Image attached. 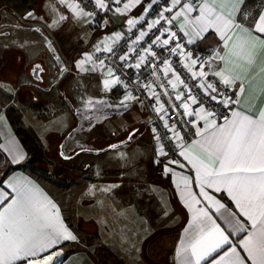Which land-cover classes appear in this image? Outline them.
<instances>
[{
	"label": "crops",
	"instance_id": "0c3cea01",
	"mask_svg": "<svg viewBox=\"0 0 264 264\" xmlns=\"http://www.w3.org/2000/svg\"><path fill=\"white\" fill-rule=\"evenodd\" d=\"M73 3L77 2L75 0H65L64 3H61V0H38L31 12L32 16L26 19L27 22L20 20L13 12L11 15H4L2 11L7 7L0 6V70L11 69L14 65L17 68L10 77L0 74V116L4 118L0 120V201H2L0 207L15 197L16 193L12 186H34L56 205L64 225L78 239L76 231L64 214L62 201L56 191V183L26 166L27 149L16 135L6 113L7 108L12 105L8 94H12L13 90L16 92L20 86H32V93L30 90L27 91L32 97V111H35L34 113L45 123H50L52 129L55 128L54 130L58 134L67 133L62 145L63 150L66 148L64 154L67 160L77 159L83 153L76 156L75 153L81 148H89L88 144H91V141L100 143L102 146L97 149H101L131 137L129 141L121 145L129 147V151L125 153L120 152L123 147L119 146L108 150L106 158L99 162L78 158L80 163L84 161L86 168L90 167L94 172L102 167L119 172L102 176L103 179L99 175H93L92 185L104 181V179L108 183L136 181L143 177L151 179V176L156 173V167H160L162 175L169 180L167 192L171 207L175 212L174 222L170 226L176 232L171 264H181L180 258L177 256V248L181 240L186 238V230L189 233L195 232L194 210L208 207V202L200 195V186L196 182V169L181 154L177 159L162 158L165 161L162 166L156 164L151 141L153 135L149 129L150 119L144 104L138 99H132L122 104L121 102L124 101V97L128 93L121 83L105 88L104 81L110 79L107 71L109 68L105 65L100 66L96 60V55L99 52L97 48H105V44L110 47L117 44L122 31L129 28L127 19L137 20L141 17L151 0H141L139 5L127 12L114 11L102 18L101 21H95L93 16L77 18L74 11L68 7ZM180 8L181 6H178L175 9V14L180 11ZM239 9V12L235 13L236 19L243 20L244 25L249 26L250 21L254 22L260 14H264V0H254L250 4L243 0V3L239 4ZM197 15L199 12L194 11L190 14V18ZM176 21L180 27L184 25L183 32L187 33V35L185 34L187 38L194 39L193 28L191 25L185 24L184 16L181 15ZM58 22H62L63 25ZM32 23L44 24L54 37L52 38L43 27L32 25ZM254 34L259 35L258 33ZM109 37L115 39H108ZM202 37V39H194L192 44L201 48L212 47L215 51L220 50L223 53V42L213 29L210 28L207 32L202 33ZM52 44L55 45L60 58H56L53 54L50 47ZM11 50L16 51L13 66L10 65V55L6 56V53ZM184 54L186 55L187 52ZM87 56H92V60L86 61L83 66H78V62L85 60ZM185 61L190 64V59H185ZM61 64H65L70 71H61ZM37 65H39V69L34 73L33 69ZM220 67H223V62L213 59L211 73L213 74ZM245 67L247 66L245 65ZM261 67H264V50H258L256 62L244 78V92L239 93V88L236 86H228L234 91L236 100H239V103L231 106L227 116L229 119L232 111L255 116L261 108H264V94H261L260 91L264 89V72L260 71ZM192 71H200L198 65L194 66ZM172 72L174 71L172 70ZM172 72H168L170 80L176 83L175 88L179 89L181 85L175 80ZM238 84L239 81H237ZM9 90L10 92H8ZM27 95L26 100H29ZM89 100L92 101L91 104L87 103ZM188 103L190 110H198L202 106L198 102L197 104H191L190 101ZM34 106L36 107L34 108ZM51 107H58L60 110L58 113L50 115L52 117L45 114L46 109ZM192 117L196 131L198 128L202 129L205 121L196 115H192ZM210 119H215L217 124L225 123L224 119L218 120L214 116ZM205 135L207 136L208 133ZM202 139L197 135L193 141L181 148L180 153L187 149L190 155L206 160V154L197 144ZM128 143H132V145L129 146ZM17 151L23 154V159L13 158ZM133 153L135 156H132ZM185 178L188 180L187 188H185ZM205 191L225 205V208L221 209L219 213L214 208L209 209V214L225 230V234H229L232 243L239 245V242L248 233L234 231L235 221L229 213H235L241 221L246 223L249 230L250 224H247L245 218L239 215V210L226 189L221 188L220 191H216L214 188L205 186ZM189 192L200 200L199 204L192 203L188 196ZM189 204H191V208ZM66 242L74 241H64L51 251L62 250L67 246L64 245ZM227 247L228 245H225L223 249L219 250V254H222ZM237 250L241 257L245 258L246 264H251V261L247 260V253L243 248L238 247ZM217 255L218 253H212L201 264H211L212 259ZM94 257L89 251L76 249L61 256L56 264H102Z\"/></svg>",
	"mask_w": 264,
	"mask_h": 264
},
{
	"label": "snow or ice",
	"instance_id": "6c2138e0",
	"mask_svg": "<svg viewBox=\"0 0 264 264\" xmlns=\"http://www.w3.org/2000/svg\"><path fill=\"white\" fill-rule=\"evenodd\" d=\"M64 2L65 0H61V3ZM115 3L119 4L120 0H115ZM140 3L141 0H128L123 4L122 9L117 7L115 11L118 13L127 12ZM154 3L156 0H151L145 12ZM240 3H243V0H200L199 3L185 0L182 4L181 0H172V8L177 5H180L181 8L175 16L167 18V22L172 24L183 15L185 24L191 25L193 28L194 39H202V33L207 32L210 28L213 29L223 42V53L216 50L210 58L223 62V67L214 71L213 74L224 86H236L239 88V93H243L244 78L255 64L258 50H264V38H261L264 36V14H260L254 22L250 21L249 26H245L243 20L238 21L235 16V13L240 10ZM95 6L100 9L108 8L104 0H95ZM68 7L74 11L77 18L95 15L94 12H85L77 3L69 4ZM226 9L227 11H225ZM165 11L171 12L172 9L166 8ZM194 11H198L199 15L190 18V14ZM28 15L32 16V13L30 12ZM140 19L143 20L144 17L141 16ZM164 19H166L164 14L159 13V19L149 23L148 28L152 29ZM138 22L135 19H127L130 28ZM183 27L184 25H181L182 30ZM164 32L168 33L166 39L161 40V36H156L149 47L143 49V52L155 57L156 53L152 51V45L158 44L163 47L176 39L175 32H171L167 28L164 29ZM185 34L187 35V33ZM146 35V32L141 31L138 39H143ZM108 39L115 38L109 37ZM194 39H189L187 43H194ZM177 49L186 60L190 59V64L184 65L189 71H192V68L198 63L200 64L201 70L192 72L194 77L204 78L208 75L203 67L204 63L209 61L200 62L197 58H192L190 52L185 55L183 45L179 43L171 48L172 54H176ZM99 50L98 47L97 51ZM104 50L112 52V48L107 44H105ZM119 59L127 60L128 57L120 56ZM145 59L144 55H139L134 67L139 69ZM91 60L92 56H87L85 60L78 62V66H83L86 61ZM163 63L165 75L172 72L168 60L165 59ZM99 64L103 66L104 61H99ZM37 69H39V65L33 69V72L35 73ZM107 71L110 79L104 81L105 88L121 83L119 77H114L111 68ZM260 71L264 72V67H261ZM172 75L178 83H184L175 72H172ZM237 81H239L238 85ZM168 83L172 84L173 88L177 86L172 80H169ZM200 87L205 89L212 100H217L220 97L218 103L225 107L239 103V100H234L232 96L218 92L212 83L202 82ZM260 91L261 94H264V89ZM212 93L217 94L212 95ZM151 94L156 96L159 104V96L154 91ZM183 95L184 93H179L176 99L180 100ZM132 99L135 98L129 92L121 103L125 104L126 101ZM187 101L197 104L196 97L190 94ZM187 101L179 106L184 108V115H196L205 121L204 127L197 129V135L203 138L197 144L206 154V160L190 155L187 149L180 154L188 159L196 169V182L200 186V195L208 202V207L194 210L195 232L189 233L186 230V238L181 240L177 248V256L180 258L181 264H201L212 253H218L217 257L212 259L211 264H246L245 258L241 257L237 250L240 247L247 253V260H250L251 264H264V108H261L255 116L232 111L230 119L225 116V123L217 124L215 119H210L214 116L213 112L207 111L203 106L198 110H190V104ZM87 103L91 104L92 101L89 100ZM161 111H165L163 105L157 108V112ZM3 119L0 116V120ZM164 126L174 133L176 140L182 139L174 126H169L167 121ZM205 133L208 135L206 136ZM13 158L21 160L23 154L17 151ZM180 166L183 167V165ZM187 185L188 180L185 178V188ZM205 186L214 188L216 191H220L221 188L226 189L228 195L235 202L239 215L245 218L247 224H250L249 230L246 223L241 221L235 213H229L235 221L234 231L248 233L239 242V245L232 243L229 234H225V230L209 214V209L214 208L219 213L221 209L225 208V205L209 195L205 191ZM12 187L16 193L15 197L0 207V264H52L54 259L63 253L62 250L51 251V249L64 241H75L76 236L64 225L56 205L43 196L38 189L27 185ZM188 196L192 203H200V200L196 199L191 192L188 193ZM189 207L191 208V204ZM225 245H228L227 249L219 254V250L223 249Z\"/></svg>",
	"mask_w": 264,
	"mask_h": 264
},
{
	"label": "rangeland",
	"instance_id": "374dc122",
	"mask_svg": "<svg viewBox=\"0 0 264 264\" xmlns=\"http://www.w3.org/2000/svg\"><path fill=\"white\" fill-rule=\"evenodd\" d=\"M2 12L4 15L12 14L8 9ZM58 23L63 25L62 22ZM51 46L57 51L54 44ZM15 52L11 50L6 53V56L10 55L11 66L15 64ZM57 53L59 55V52ZM15 69V65L11 69L4 68L0 70V74L10 77L16 72ZM29 90L32 93V86H20L16 92L13 90L12 94H8V98L12 102L10 107H14L20 114L22 126L37 144L36 150L32 151L34 155L37 154L36 164L49 171L50 175L40 173L39 170L33 169L32 165L26 166L56 183L64 214L77 233L76 241L64 244L67 246L62 249L61 256L76 249H84L102 264H171L176 232L170 226L174 222L175 212L167 192L169 180L162 175L160 167H156V173L151 179L143 177L136 181L115 183H108L104 179L92 185L93 175L102 177L119 172L103 167L98 173L94 172L92 168H86L84 161L80 163L78 158L99 162L106 158L108 151L98 154L83 153L67 163L64 154L66 148L63 150L61 147L67 133L58 134L50 123H45L32 111V97L27 92ZM177 91L178 94L183 93L181 88ZM26 94L29 100H26ZM186 101L187 99L182 97L180 105ZM46 110L45 114L49 116L60 111L58 107ZM151 141L154 147V140ZM90 143L88 147L91 149L102 146L94 141ZM128 148L123 147L120 152L125 153L129 151ZM39 153H43V156L38 157ZM155 154L154 150L156 161L158 156ZM159 159L156 164L162 166L165 161ZM57 171L62 172L61 175H55ZM60 180L63 182L59 183ZM61 256L55 258L52 264H56Z\"/></svg>",
	"mask_w": 264,
	"mask_h": 264
},
{
	"label": "built area",
	"instance_id": "2783aa9c",
	"mask_svg": "<svg viewBox=\"0 0 264 264\" xmlns=\"http://www.w3.org/2000/svg\"><path fill=\"white\" fill-rule=\"evenodd\" d=\"M75 1L80 4L84 11L94 12L93 18L95 21H101L102 18L114 12L117 7L122 9L123 4L128 2V0H120V3L116 4L115 0H104L108 8L100 9L95 6V0ZM183 2L185 0H181V4ZM193 2L199 3L200 0H193ZM178 6L180 5L172 8V0H156V3L152 4V7L142 15L144 17L143 20L139 17L137 19L139 22L135 26L122 31L119 42L111 47L112 52H107L104 48H101L96 55L98 62L103 60L104 65L111 68L113 75L119 77L125 91L127 93L130 92L135 99L144 104L150 119L149 129L153 135L155 155L158 156H156V162L160 160L159 158L177 159L180 155L181 145L184 146L197 137L193 117L184 115L185 110L183 107H179L180 100L176 99L178 91L173 88L172 84L168 83L170 77L169 73L167 75L164 73L163 61L165 59L168 60L172 70L179 76L180 80L184 82L180 84L181 91L184 93L183 97L187 99L189 94L195 96L197 102L207 111L213 112L216 119L223 120L225 116H228L231 106L235 103L225 107L218 103L220 97L217 100H212L205 89L200 87L202 82L214 84L218 92H224L236 100L234 91L230 87L224 86L219 78L211 73V62L213 59L210 58L214 55L215 49L210 47L201 48L187 43L189 39L177 21H173L172 24L167 22V18L175 16V9ZM166 8H171L172 11H165ZM159 13H163L166 19L161 20L160 24L149 29L148 24L153 20L159 19ZM165 28L175 32L176 39L167 46L152 45V51L156 53L155 57L143 52V49L148 48L156 36H161V40L168 37V33L164 32ZM141 31L146 32L147 35L143 39H138ZM177 43L183 45L184 52H190L192 58H197L200 62L209 61L204 63L203 67V70L208 74L206 77L201 78L192 75L193 71H189L184 66L187 63L179 49H177L176 54H172L171 48L175 47ZM50 47L56 58H60L57 51L52 46ZM139 55H144L146 59L141 64V67L137 69L134 65ZM120 56H127L128 59L120 60ZM197 65L200 69V64L198 63ZM60 70L68 71V67L65 64H61ZM152 91L159 96V104L156 96L151 94ZM216 94L212 93V95ZM160 105H163L165 111L157 112V108ZM165 121H167L169 126L175 127L176 132L182 138L181 140H176L174 133L164 126Z\"/></svg>",
	"mask_w": 264,
	"mask_h": 264
},
{
	"label": "trees",
	"instance_id": "16d2710c",
	"mask_svg": "<svg viewBox=\"0 0 264 264\" xmlns=\"http://www.w3.org/2000/svg\"><path fill=\"white\" fill-rule=\"evenodd\" d=\"M38 0H0V5H4L8 8H10L12 11H14L19 16H24L28 11L33 9ZM254 0H246L247 4L252 3ZM8 119L16 133V135L21 139L22 143L26 147L28 151V157L26 160V164L32 165L37 171L44 172L46 175H50V172L43 169L41 166H38L36 164L37 154L34 155L32 151L36 150L37 144L34 143L32 136L27 132V130L22 126L20 114L16 111L14 107H9L6 110ZM35 146V147H34ZM34 147V149H32ZM34 155V157H33ZM42 157L43 153H39L38 157ZM67 163H70L71 161H66ZM62 172L57 171L55 172V175H61ZM56 176V177H57ZM58 181V179H56ZM63 181L60 180L59 183H62ZM95 259V257H94Z\"/></svg>",
	"mask_w": 264,
	"mask_h": 264
},
{
	"label": "water",
	"instance_id": "95a60500",
	"mask_svg": "<svg viewBox=\"0 0 264 264\" xmlns=\"http://www.w3.org/2000/svg\"><path fill=\"white\" fill-rule=\"evenodd\" d=\"M32 25H37V26L43 27L52 38L54 37L53 34H52V32L44 24H41V23H32ZM129 140H130V138H127V140H123V141H119V142H116V143H112V144H110V145H108V146H106L104 148H101V149L81 148L80 150H78L75 153V156L78 155V154H80V153H96V154L103 153V152L108 151L110 149L119 147V146L125 144ZM113 146H115V147H113ZM61 147H62V145H61ZM69 158H71V157H69Z\"/></svg>",
	"mask_w": 264,
	"mask_h": 264
},
{
	"label": "flooded vegetation",
	"instance_id": "af4514ba",
	"mask_svg": "<svg viewBox=\"0 0 264 264\" xmlns=\"http://www.w3.org/2000/svg\"><path fill=\"white\" fill-rule=\"evenodd\" d=\"M0 6H2V5H0ZM3 6H4V5H3ZM7 9L10 10L11 12L15 13V12L12 11L10 8L7 7ZM33 9H34V8H33ZM33 9H31L30 11H28L24 16H19V15L16 14V13H15V14L20 18V20H22L23 22H27L26 19L29 17L28 13L32 12ZM28 23H29V22H28ZM68 70H69V68H68ZM69 71H70V70H69ZM73 160H75V159H69V161H73Z\"/></svg>",
	"mask_w": 264,
	"mask_h": 264
}]
</instances>
